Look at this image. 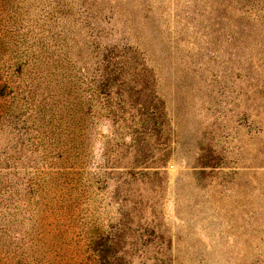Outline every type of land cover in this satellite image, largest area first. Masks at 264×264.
I'll list each match as a JSON object with an SVG mask.
<instances>
[{
	"label": "rangeland",
	"instance_id": "1",
	"mask_svg": "<svg viewBox=\"0 0 264 264\" xmlns=\"http://www.w3.org/2000/svg\"><path fill=\"white\" fill-rule=\"evenodd\" d=\"M0 264H264V0H0Z\"/></svg>",
	"mask_w": 264,
	"mask_h": 264
}]
</instances>
